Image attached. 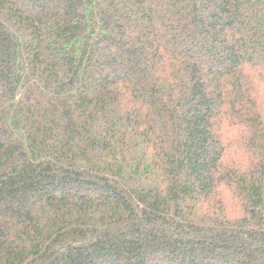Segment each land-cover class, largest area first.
<instances>
[{"label": "trees", "instance_id": "1", "mask_svg": "<svg viewBox=\"0 0 264 264\" xmlns=\"http://www.w3.org/2000/svg\"><path fill=\"white\" fill-rule=\"evenodd\" d=\"M0 264H264V0H0Z\"/></svg>", "mask_w": 264, "mask_h": 264}]
</instances>
